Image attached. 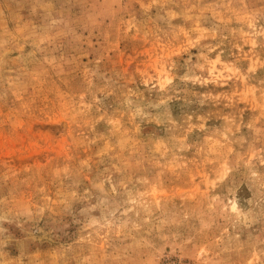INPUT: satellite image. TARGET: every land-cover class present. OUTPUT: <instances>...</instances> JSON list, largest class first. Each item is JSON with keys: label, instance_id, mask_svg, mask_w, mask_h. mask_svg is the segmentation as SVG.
I'll return each mask as SVG.
<instances>
[{"label": "rangeland", "instance_id": "obj_1", "mask_svg": "<svg viewBox=\"0 0 264 264\" xmlns=\"http://www.w3.org/2000/svg\"><path fill=\"white\" fill-rule=\"evenodd\" d=\"M0 264H264V0H0Z\"/></svg>", "mask_w": 264, "mask_h": 264}]
</instances>
